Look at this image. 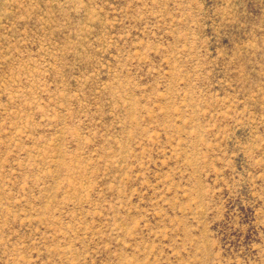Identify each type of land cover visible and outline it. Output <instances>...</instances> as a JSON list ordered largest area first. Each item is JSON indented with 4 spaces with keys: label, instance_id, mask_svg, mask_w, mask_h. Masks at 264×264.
<instances>
[{
    "label": "rangeland",
    "instance_id": "obj_1",
    "mask_svg": "<svg viewBox=\"0 0 264 264\" xmlns=\"http://www.w3.org/2000/svg\"><path fill=\"white\" fill-rule=\"evenodd\" d=\"M0 264H264V0H0Z\"/></svg>",
    "mask_w": 264,
    "mask_h": 264
}]
</instances>
